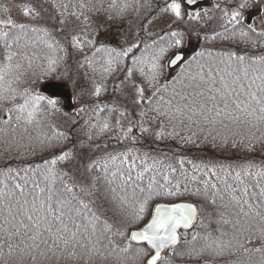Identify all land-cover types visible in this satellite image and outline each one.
I'll list each match as a JSON object with an SVG mask.
<instances>
[{"label":"snow or ice","instance_id":"snow-or-ice-1","mask_svg":"<svg viewBox=\"0 0 264 264\" xmlns=\"http://www.w3.org/2000/svg\"><path fill=\"white\" fill-rule=\"evenodd\" d=\"M248 8L34 0L0 21V264H264Z\"/></svg>","mask_w":264,"mask_h":264},{"label":"rangeland","instance_id":"rangeland-1","mask_svg":"<svg viewBox=\"0 0 264 264\" xmlns=\"http://www.w3.org/2000/svg\"><path fill=\"white\" fill-rule=\"evenodd\" d=\"M24 6H25V3L20 2L19 0H0V21H4L7 19H13V20H17V21L23 20L24 18L22 16V12H23ZM206 7L207 8L210 7L209 2L207 3ZM258 8L259 7L256 4L250 6V8L246 12V15H247L249 20L254 19V23L256 26H258L259 28H264V16H262L260 13L257 12L259 10ZM128 28H129V25L127 23H125L122 26V28H121V26L114 27L111 30V32L109 34H107L106 37H103V38L116 37V39L113 40V43H116L117 40L119 39V34H120L121 30L126 32L128 30ZM191 45H194V47L192 49H197L198 45H196L194 43L193 39L191 41ZM191 53H192V51L188 54H191ZM38 88H39V86H38ZM67 88H68L69 93H72L73 95L75 94V92H74L75 89L73 88L72 80H69V82L67 83ZM61 107H63V104L61 105ZM161 147H163V146H161Z\"/></svg>","mask_w":264,"mask_h":264},{"label":"trees","instance_id":"trees-1","mask_svg":"<svg viewBox=\"0 0 264 264\" xmlns=\"http://www.w3.org/2000/svg\"><path fill=\"white\" fill-rule=\"evenodd\" d=\"M20 2H23V3H25V5L26 4H30V3H32V2H34V0H19ZM216 3V0H210L209 1V4H210V7L209 8H201V10L202 9H208L210 12H211V10H212V5H214ZM258 5V13H262V11H264V0H249V8H250V6H252V5ZM248 8V9H249ZM248 9H246L245 11L247 12V10ZM262 15V14H261ZM262 16H264V15H262ZM192 39H193V41H194V43L196 44V45H198L197 46V49L196 50H198L199 49V44H197L198 42H197V40H196V38L193 36L190 40L192 41ZM188 41V43H187V46H186V48L184 49L185 50V52L186 53H190L193 49V47H194V45H191V41ZM69 80H71V78H68V79H66V80H64L63 81V83H65V84H67L68 82H69ZM39 85H37V87H38ZM65 91H67L68 92V88H66L65 89ZM75 92V91H74ZM61 117H58V119H60ZM163 146V145H162ZM166 150V149H165ZM233 163H235L236 161H232Z\"/></svg>","mask_w":264,"mask_h":264},{"label":"water","instance_id":"water-1","mask_svg":"<svg viewBox=\"0 0 264 264\" xmlns=\"http://www.w3.org/2000/svg\"><path fill=\"white\" fill-rule=\"evenodd\" d=\"M208 1L209 0H199L200 8H203L208 3Z\"/></svg>","mask_w":264,"mask_h":264}]
</instances>
